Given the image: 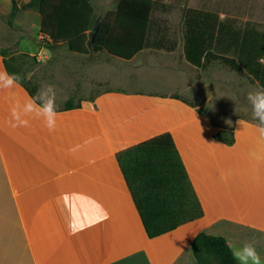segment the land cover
<instances>
[{
  "label": "crops",
  "instance_id": "1",
  "mask_svg": "<svg viewBox=\"0 0 264 264\" xmlns=\"http://www.w3.org/2000/svg\"><path fill=\"white\" fill-rule=\"evenodd\" d=\"M12 6L13 0H0V49L18 44L19 51L10 55L20 65L26 54L49 61L50 74L58 68L61 75L75 71L79 60L88 77H105V61L118 59L104 52L79 55L66 44L47 49L41 35L33 38L38 52L24 51L21 42L31 39L19 20L37 14L17 16L14 43L3 19ZM110 11L96 13L104 17ZM0 71H7L1 52ZM179 88H101L94 101L57 111V127L49 131L33 114L22 113L28 126L12 127L13 105H23L31 95L21 84L4 88L0 82V264H198L192 244L201 232L238 248L251 242L264 261V137L242 121L232 146L217 141L221 128L215 121L200 107L170 97ZM167 132L204 216L150 239L117 154Z\"/></svg>",
  "mask_w": 264,
  "mask_h": 264
},
{
  "label": "trees",
  "instance_id": "2",
  "mask_svg": "<svg viewBox=\"0 0 264 264\" xmlns=\"http://www.w3.org/2000/svg\"><path fill=\"white\" fill-rule=\"evenodd\" d=\"M94 0H13L8 24L13 28L20 13L40 16V35L49 48L66 44L71 52L91 55L104 52L131 61L145 50L174 52L177 41L167 36L157 17L166 6L162 0H119L104 17L96 13ZM99 19L96 31L94 23ZM185 60L206 69L215 62L250 76L264 86V33L250 22L221 17L213 10L187 8L183 20ZM6 69L17 73L20 84L34 96L38 85L26 80L19 58L1 48ZM26 55V54H24ZM102 92L98 91L96 97ZM95 97V98H96ZM171 98L183 100L177 94ZM95 98L87 99L94 101ZM69 98L57 111L78 109L82 101ZM38 104H42L39 100ZM189 104V103H187ZM192 106V104H189ZM214 138L228 146L235 143L233 131L220 129ZM118 163L137 205L147 234L156 239L203 218L204 210L171 133H163L117 154ZM226 239L204 232L192 244L198 264H238Z\"/></svg>",
  "mask_w": 264,
  "mask_h": 264
},
{
  "label": "rangeland",
  "instance_id": "3",
  "mask_svg": "<svg viewBox=\"0 0 264 264\" xmlns=\"http://www.w3.org/2000/svg\"><path fill=\"white\" fill-rule=\"evenodd\" d=\"M162 1L166 8L159 12L157 17L167 36L177 41V49L174 52L147 50L134 61L106 60L107 76L105 77H88V72L81 68L85 63L79 60L74 62L77 67L75 71L67 73L62 70L61 75H57L60 70L54 68V74L51 75L49 61L39 62L36 57L23 54L22 62L26 77L32 73L31 79L26 78V80H32L38 85V89L49 84L53 85L56 90L57 109L63 107L65 102L75 95L86 100L95 98L98 93L96 90L101 88L169 90L180 85V93L175 94L184 98L187 103L200 107V111L215 121L221 129L225 128L234 132L239 120L258 127L260 122L253 115L252 104L247 98V93L260 86L250 76L231 71L220 62L201 69L185 61L183 20L184 11L187 8L213 10L219 12L222 18H236L240 24L250 22L264 33V0ZM117 3L118 0L93 1L98 15L101 16L106 11L113 10ZM38 16L37 14L36 18L22 17L19 20L23 26L28 27L23 35L31 39L23 40L21 47L30 53L38 52L40 49V45L33 41V38L37 40L40 35ZM3 19L9 26L8 19ZM9 28L11 30L9 41L15 43L19 39V34L14 28L10 26ZM41 41L42 45L48 49L43 39ZM9 49L19 51V45L15 43ZM91 82L97 85H91ZM39 101L43 103L44 99Z\"/></svg>",
  "mask_w": 264,
  "mask_h": 264
},
{
  "label": "clouds",
  "instance_id": "4",
  "mask_svg": "<svg viewBox=\"0 0 264 264\" xmlns=\"http://www.w3.org/2000/svg\"><path fill=\"white\" fill-rule=\"evenodd\" d=\"M31 76L32 73H29L26 78L31 79ZM21 79L22 77L17 73L0 71V82H3L4 88H12L14 85L19 86ZM247 98L252 104L254 117L258 118L260 122L257 131L261 137H264V86L258 87L254 91H249ZM41 99H44V102L38 104L36 101ZM22 113L24 117L28 114H33L36 118H42L49 131H54L57 127L58 116L54 86L49 84L37 89L36 94L23 105L19 102L15 103L11 109V119L9 121L12 127L28 126L29 121L22 118ZM238 123L242 124L243 122L238 121ZM226 243L238 264H264L253 243H245L240 248L234 243L228 241Z\"/></svg>",
  "mask_w": 264,
  "mask_h": 264
},
{
  "label": "water",
  "instance_id": "5",
  "mask_svg": "<svg viewBox=\"0 0 264 264\" xmlns=\"http://www.w3.org/2000/svg\"><path fill=\"white\" fill-rule=\"evenodd\" d=\"M98 23H99V20H97V21L94 23V25H93V27H92V31H93V32L97 30Z\"/></svg>",
  "mask_w": 264,
  "mask_h": 264
}]
</instances>
